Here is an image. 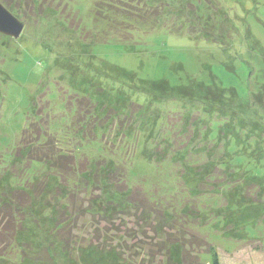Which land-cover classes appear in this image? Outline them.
Instances as JSON below:
<instances>
[{
  "label": "rangeland",
  "instance_id": "1",
  "mask_svg": "<svg viewBox=\"0 0 264 264\" xmlns=\"http://www.w3.org/2000/svg\"><path fill=\"white\" fill-rule=\"evenodd\" d=\"M1 1L25 28L18 39L0 33V169L9 173L0 176V191L39 184L46 186V192L36 198L31 192L35 199L27 209L26 229L18 236L21 244H15L6 259L0 258V264H126L128 256L134 264H148L151 256L144 243L165 238V232L155 228L164 221L179 228L190 220L193 231L208 236L215 245L220 264H262L252 256L243 258L250 245L228 239L214 223L203 224L198 209L206 207L210 197H192V184L187 183L191 167L210 171L218 164L240 177L241 186L264 184V0H173L175 14L169 23L176 21L175 27L187 32L191 28L195 37L162 28L147 33L136 30L130 41L84 40V30L98 35L103 28L93 14L96 0H64L68 5L59 0L52 10L32 0ZM114 1L134 8L153 2ZM60 5L64 12L57 16L55 8ZM74 94L119 113H93L87 108L74 113ZM193 98L201 104L196 106L200 114H194L188 126L193 134L191 122L199 117L196 147L189 149L187 138L178 139L185 163L170 156L156 159L158 152L160 156L172 152L161 150L167 143L158 139V130L164 131L173 119V125H186L188 118L180 120L191 109ZM62 100L68 102L66 110ZM132 109H140L139 119ZM27 115L32 122L43 119L42 125L58 122L53 137L65 152L76 155V168L63 170L61 180L51 167L27 159L30 146L20 142ZM141 115L149 126L142 127ZM152 115L157 122L150 134ZM63 116L70 119L64 122ZM72 120L70 133L63 135ZM92 138L97 142L89 144ZM205 141L217 146L215 150L205 147ZM190 162L194 164L186 165ZM21 171L22 177L13 175ZM40 177V183L26 187L27 181ZM139 181L148 194L150 212L142 216L134 203H128L130 196L121 192L132 188L128 183ZM254 189L249 186V193ZM133 197L140 195L133 193ZM219 197L224 196L212 198L216 202ZM100 211L107 214L105 218L98 217ZM59 220V229L63 228L59 234L72 238L66 251L52 233ZM259 221L264 225V219ZM124 241L136 246L123 259L113 249L104 252L93 246L110 248L107 244L113 242L119 249ZM255 242L248 243L256 246ZM171 255V264H179L178 246ZM200 257L204 264H214L212 253Z\"/></svg>",
  "mask_w": 264,
  "mask_h": 264
},
{
  "label": "trees",
  "instance_id": "2",
  "mask_svg": "<svg viewBox=\"0 0 264 264\" xmlns=\"http://www.w3.org/2000/svg\"><path fill=\"white\" fill-rule=\"evenodd\" d=\"M32 1H35V4L37 6L38 5L42 6V8L48 6V8L49 9L51 8L52 10L53 4L58 2L59 0H32ZM67 1L63 0V5H65ZM152 1H151L152 3H149L148 1L145 2V4L147 5L145 9L143 8L144 6L143 7L138 6L137 8H134V6L124 7L122 5L116 4L114 0L112 1L96 0L95 6L93 8V14L99 27L100 28L103 27V28L101 29V31H98L99 32L98 35L96 34L92 35L91 33L88 35V31L84 30L83 33L84 40L106 41L110 37H114L122 41H130L133 39V33L136 30L147 33L162 28H167L169 31L175 34H188L193 37L196 36L195 32L191 30V28L189 29L190 32L189 33L181 26L175 27L177 24L175 23L176 21L172 20L169 23V19H171V17H173V15L175 14V11L173 10V5L171 3L173 2V0H152ZM57 8H55L56 15L57 14L59 15L60 11L64 12V9L62 10L61 8V5L58 8L59 11ZM74 95H75L74 99L76 100V102L74 101L75 105L72 107L73 109L71 108V110L75 111L74 113H77V111L80 114L82 112L84 113V111H86V108L88 110L92 109L90 110V112L93 111V113H98V112L105 113L106 110L107 111L112 110L113 112L119 113V111L113 107L108 108V107L99 106L85 95H79V94H74ZM193 99L190 103L191 109L189 110V112L186 110V107L183 108V110H186L185 112L186 114H184L180 120V122L182 123L188 118L189 121L188 123H186L187 126L186 125L183 126L181 124H178L177 122L174 123L173 125L172 124V122H174L173 119L172 121L170 122L168 121L166 123L167 128H165L164 131L160 129L158 130L157 132L158 139H161L162 140L161 142L167 143L166 145H163L161 150H163V148H166L167 150H171L172 152L167 153L163 150L164 154L162 156H160L162 153L158 152L159 156H156V159H161L162 157L170 156L171 158H175V157L178 158L176 162L184 161L183 163H185L186 162L185 158H181L182 157L181 155L183 154V152H181L182 145H180L178 139H181L183 141L184 138H187L190 144L186 146H188L189 149L191 147L192 148L196 147L197 144L194 143L199 141V137L196 139L195 130L196 127L199 125V121H198L199 117L198 118L196 117L197 120L194 119L191 122L192 123L191 127L192 130L194 131L193 134L188 126H190V120L193 119V115L200 114L199 112H197L198 109L196 108V106L201 107V104L195 103L196 98ZM62 101L65 104V110H66V105L68 102L64 100ZM134 105L140 107L141 109L140 104L133 103L131 106L133 107ZM139 110L132 109L131 111L133 115L137 114L136 117L138 119H139V115H138ZM165 114H168V112H166ZM171 114L169 115L171 116ZM143 115L140 116L142 127H144L145 124H147L146 122L144 124V121L146 119H144L143 121ZM158 115H160V113H158L156 117ZM29 116L30 115H27L28 124L26 123V126L21 131V135H20V142L21 143L23 142V144L27 148L30 146V149L27 151L28 152L27 159L30 162L31 161L40 162L47 169L51 167L53 171L57 172L55 177H57L58 180H61L62 176L64 175L63 170L71 171L73 167L76 168L77 166L75 165L77 161L76 160L77 158H75L76 155L73 152L72 153L69 152L70 154L65 152L62 144L59 145V143H57V141L53 137L54 133H58L57 131L58 122L57 123L54 122L53 125L48 122L51 126H49L48 123L42 125L41 122H43V119H39L38 121L32 122L31 120L28 119ZM67 117L66 116L61 117L62 121L64 122L68 121L70 117L69 116ZM156 117L154 118L153 115L151 118L148 117L149 120H152L150 126V134L153 133V129L155 127L154 123L157 122ZM162 117L164 118L165 116ZM71 125L72 126L74 125L73 120L72 122H70L69 125H66V129H64L66 131L63 135H67L70 133L67 130L71 127ZM52 127H54V129ZM175 133L180 134V137L176 138L177 136ZM27 135H30L28 139H27ZM96 142L97 139L92 138L91 141L88 143L93 144ZM204 143L206 144L205 147H208L209 150L211 148L212 150H215V147H217V146L212 147L213 145L211 143H209L211 144V146H209V144H207L208 142L206 141ZM218 146L219 148L220 147L222 148L223 143L219 142ZM79 149L81 148L78 145L77 151ZM209 150L207 151V153L209 152ZM15 159L16 157H14V162L12 164L15 163L16 161ZM192 164H194V162L186 163V165L188 166ZM196 167H197L196 165L194 167H191L190 169L191 173L189 174V183H187V185L190 186L192 184V194H193L191 195L192 197L194 196L200 197L202 195H204L203 197H205L206 195H209L210 197L208 201L205 200L208 202L206 207L203 208L200 207L198 209L199 211L198 214L199 217H201V221L203 220V224L214 223L218 225L221 231L223 232V234L226 237H228V239H233L234 241H238L237 242L238 245H240L241 243L245 245H250L251 243H248L249 241L255 242L258 239L259 241L260 240L263 241L264 225L259 220L264 219V216L261 215L264 214L263 212H261L262 209L264 208L263 207L264 184H261V186H259L255 183H251L249 186L253 185V188L255 189L254 192L250 191L249 193L248 191L249 186L240 185V180H241L240 177L236 176V174L233 173L231 174L229 171L223 168H220L218 164L213 166V169H211L210 171L205 169L206 167L204 168H196ZM59 168L61 169L62 172L59 170ZM3 174H9V173L7 171H4V169H0V176ZM23 174H25V172L22 173L21 171L20 174L18 175L13 174V175L16 177L17 176L22 177ZM44 175L45 173L43 174V176ZM42 177L37 179L35 182L27 181L26 187H27V183H32V184L37 182L40 183L39 180ZM144 179L145 176L140 178L141 181H144ZM141 181H139V183L137 184L128 183L132 188L121 190V192L127 195L128 198L130 196L132 200L129 201L128 203L130 204L134 203V206H136L138 213L142 216L146 212H147L146 214H150V212L146 210L148 194L146 193V189L143 186V184L140 183ZM76 184L78 185L79 182H76ZM45 188L46 186H39V184H37L35 186H32V188L27 187L26 189H24L23 187H20V188L12 189L8 192L0 191V258L6 259L8 252L12 251V249L15 247V244H21L20 242H18V236L22 231L26 229L25 222L28 216L27 209L32 205V201H34L36 197H40V196L42 197V195L46 192L44 191ZM32 191L34 192L35 198L33 197V195H31ZM182 191L184 194H186V192L189 193L188 189L183 190L182 188ZM133 193H137L138 195H140L139 199H135L133 197ZM151 193L149 194L150 197H152ZM221 193L223 194L224 197L222 198L219 197V200L215 202L212 197L221 196ZM2 198L4 199L6 198L5 199L6 201H4L3 203H2ZM35 203L33 202V205H35ZM252 206L256 208H252ZM96 214H98V217L100 216V218L101 217L105 218L107 215L105 213H102L101 211ZM190 215L191 214H189V216ZM193 218L197 219L196 216L191 217V219ZM61 223L62 221L59 220L57 226L55 224L56 227L52 233L58 239L59 244L62 245L63 249L66 251L68 250L69 247L68 244L70 243L72 238H70V234H68L66 238L59 234V231L61 232L60 229H63V228L59 229V225ZM185 223L186 225L185 224L181 225L178 228L177 224L174 223L168 224L164 221L155 228L156 231L160 229L162 232H165V236H164L165 238L161 240L162 242L149 241L144 243V247H146V250L148 251L147 254H150L149 256H151V258L148 257L149 258L148 264H165V263L171 264L172 249L174 250L175 246H178L180 250L179 264H204L200 256L202 253L205 252H210L213 254L214 264H220L216 247L209 240L208 236L199 234L198 231L197 232L193 231L194 223H192V220ZM116 226H117V230H120V227L117 224ZM164 226L168 227L166 228L167 231H164L165 229ZM170 226L171 229H169ZM175 226L176 228L174 229ZM190 233L192 235H190ZM110 241H112V239ZM136 242H137V238H136ZM136 242L133 243L131 242L127 244L124 241V243L122 242L120 244L119 249H116L114 247L113 242H110L111 244H107L110 246V248L106 246H101V248H99L100 246H95V245L93 246L104 252L109 250L112 251L113 249L116 251L117 255H119L123 259L124 258L123 255H125L126 252L130 253L131 248L136 246ZM101 245H103V243H101ZM21 249H23V247ZM152 256H154L155 258L153 259ZM124 259L128 261L126 264H134L131 262L133 260L129 256L125 257ZM155 259L158 261L157 263Z\"/></svg>",
  "mask_w": 264,
  "mask_h": 264
},
{
  "label": "water",
  "instance_id": "3",
  "mask_svg": "<svg viewBox=\"0 0 264 264\" xmlns=\"http://www.w3.org/2000/svg\"><path fill=\"white\" fill-rule=\"evenodd\" d=\"M24 28L25 23L0 0V33L18 39Z\"/></svg>",
  "mask_w": 264,
  "mask_h": 264
},
{
  "label": "crops",
  "instance_id": "4",
  "mask_svg": "<svg viewBox=\"0 0 264 264\" xmlns=\"http://www.w3.org/2000/svg\"><path fill=\"white\" fill-rule=\"evenodd\" d=\"M250 246H251V249L248 250V253L246 252L243 258L249 259V256H252V257H255L258 262H262V264H264V240L262 241L261 246H260V243H257L256 246H252L250 244ZM242 250L245 252V249H242Z\"/></svg>",
  "mask_w": 264,
  "mask_h": 264
}]
</instances>
